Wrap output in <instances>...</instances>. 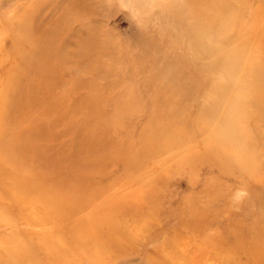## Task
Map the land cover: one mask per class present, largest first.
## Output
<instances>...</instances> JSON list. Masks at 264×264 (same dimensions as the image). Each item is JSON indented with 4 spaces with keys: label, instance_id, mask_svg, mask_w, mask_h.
Listing matches in <instances>:
<instances>
[{
    "label": "rangeland",
    "instance_id": "1",
    "mask_svg": "<svg viewBox=\"0 0 264 264\" xmlns=\"http://www.w3.org/2000/svg\"><path fill=\"white\" fill-rule=\"evenodd\" d=\"M264 264V0H0V264Z\"/></svg>",
    "mask_w": 264,
    "mask_h": 264
},
{
    "label": "water",
    "instance_id": "2",
    "mask_svg": "<svg viewBox=\"0 0 264 264\" xmlns=\"http://www.w3.org/2000/svg\"><path fill=\"white\" fill-rule=\"evenodd\" d=\"M141 259L137 258V257H130L129 259H125V260H120L118 262V264H140L141 263Z\"/></svg>",
    "mask_w": 264,
    "mask_h": 264
}]
</instances>
